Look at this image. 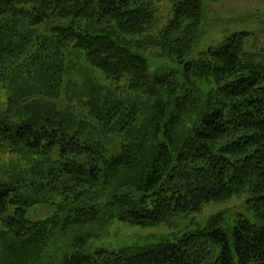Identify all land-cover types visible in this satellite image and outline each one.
<instances>
[{"label": "trees", "instance_id": "trees-1", "mask_svg": "<svg viewBox=\"0 0 264 264\" xmlns=\"http://www.w3.org/2000/svg\"><path fill=\"white\" fill-rule=\"evenodd\" d=\"M162 1L0 0V155L44 157L0 183V216L13 207L0 264H264V72L242 59L246 33L183 62L202 0H169L159 27ZM152 48L149 65L141 52ZM79 58L117 86L78 70ZM83 109L120 137L118 151L81 140ZM45 194L60 198L58 211L30 222L26 209ZM245 194L252 220L226 225L219 214L174 242L45 260L59 226L88 228L85 244L114 221L170 225Z\"/></svg>", "mask_w": 264, "mask_h": 264}, {"label": "rangeland", "instance_id": "rangeland-1", "mask_svg": "<svg viewBox=\"0 0 264 264\" xmlns=\"http://www.w3.org/2000/svg\"><path fill=\"white\" fill-rule=\"evenodd\" d=\"M162 7L158 13L160 19L159 27L170 17V1L163 0ZM203 20L201 25V35L193 45L191 53L188 54L183 62L194 61L199 55L208 48L217 47L227 38L234 34L246 33L243 38V56L242 59L251 61L259 70L264 72V0H202ZM155 35V32L153 33ZM156 49H147L143 57L149 65H153ZM82 53V52H81ZM72 55L79 57V51L73 50ZM165 64L171 68H180L182 64L177 62L165 61ZM80 68L89 71L97 83L113 89L117 83L105 80L100 71L85 68L84 62L79 58L77 69ZM124 86V82L120 83ZM264 87V83L262 84ZM123 90V95H124ZM74 109H78L79 104L73 103ZM75 121L83 122L84 128H76L82 131V139L90 138L101 142L104 147L115 153L120 148V137L116 134H105L100 123L92 119L84 111L75 112ZM50 158V157H49ZM41 156L19 155H0V183H12V177L16 176L22 170L31 167L37 163L36 160H43ZM48 198L47 203H39L26 209V218L30 222H39L49 219L58 211L60 198L53 194H45ZM248 195L234 196L221 203L205 205L199 213L189 215H180L174 217L170 225L161 224L152 227H138L130 225L127 222L114 221L109 227L99 232L98 237L88 239L85 244H80L77 240L82 238L88 228L69 227L62 230L57 227L52 239L45 248V260L47 257H53L59 260L63 255H72L75 252L91 253L97 248H120L124 246H151L160 241L174 242L177 238L187 233L195 232L202 228L208 220L216 215L225 217L226 225H233L239 215H243L252 220L248 212ZM13 207L9 206L7 212L0 216V230L3 229L2 220L11 216ZM64 215H62L63 217Z\"/></svg>", "mask_w": 264, "mask_h": 264}]
</instances>
